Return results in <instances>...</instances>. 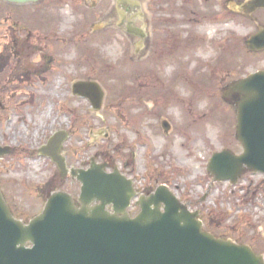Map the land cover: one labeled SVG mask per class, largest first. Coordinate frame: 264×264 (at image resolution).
<instances>
[{"label": "rangeland", "instance_id": "374dc122", "mask_svg": "<svg viewBox=\"0 0 264 264\" xmlns=\"http://www.w3.org/2000/svg\"><path fill=\"white\" fill-rule=\"evenodd\" d=\"M97 1L86 0L82 7L70 3L58 11L51 9L49 25L48 15L35 21L32 6V61L40 52L42 59L37 64L32 62L31 86L12 93L0 90L1 105L11 108L1 109L0 145L15 149L0 158V187L10 208L19 220L27 222L40 213L44 197L51 191H62L77 199L79 183L67 177L66 182L57 185L56 167L37 155V149L55 131L64 130L69 139L62 155L67 154L68 168L87 169L90 159L98 156V163L111 161L122 168V175L134 183L139 196L144 195L143 190L165 185L191 211H201L205 230L236 244H248L255 238L256 251L264 257V180L246 175L235 189L217 185L211 188L206 173L214 153L230 150L239 155L242 151L234 139V111L220 97L219 87L242 74L264 70V52L250 55L243 46L244 40L255 33V25L237 17L225 20V15L220 24L202 20L201 14L210 7L203 2L201 9L199 0H166L178 2L182 9L168 15L170 18L159 12L161 8L153 0H134L141 21L155 22L165 15L164 21H177L176 32L182 40L190 39L188 44L192 46L181 45L171 51L173 45L166 43L162 57L174 53L181 56L188 75L175 81L172 77H178L174 74L177 70L167 68L160 84L146 81L148 87L144 90L136 84L145 79L146 74L139 77V73L147 65L141 68L139 57L137 62L131 61L134 52L129 39L115 26L114 1L101 2L99 5L107 2L106 10L98 16ZM109 8L111 16L104 19ZM257 16L264 23V12ZM170 37L177 41L175 35ZM218 55L227 62L214 64L220 60H215ZM202 61L207 62L209 71L199 66ZM132 68L138 73H127ZM86 80L96 81L102 89L100 111L70 92L71 83ZM185 81L201 90H192ZM156 86L166 91L163 99L152 90ZM142 96L159 101L155 103L157 108H147L152 105L144 100L138 102ZM165 102L167 107H162ZM163 120L170 126L167 133L161 128ZM231 210H237L238 215ZM136 212L132 210V216Z\"/></svg>", "mask_w": 264, "mask_h": 264}, {"label": "water", "instance_id": "95a60500", "mask_svg": "<svg viewBox=\"0 0 264 264\" xmlns=\"http://www.w3.org/2000/svg\"><path fill=\"white\" fill-rule=\"evenodd\" d=\"M258 7L264 8V0H250L236 12L248 15ZM245 44L250 51H263L264 28ZM72 93L100 110L103 94L95 83H75ZM231 95L236 99L234 137L242 153H214L207 173L215 182L234 184L245 173L264 174V72L234 82L225 90L226 99ZM163 128L169 129L166 123ZM67 137L64 131L54 133L38 154L56 165L59 179L69 173L80 184L77 204L70 195L53 192L42 211L24 224L13 217L0 192V264H264V257L248 246L203 231L198 213L188 211L164 185L140 197V211L131 218V181L116 167L105 173L107 165L94 158L87 170H68L60 155ZM9 153L0 147V157Z\"/></svg>", "mask_w": 264, "mask_h": 264}, {"label": "flooded vegetation", "instance_id": "af4514ba", "mask_svg": "<svg viewBox=\"0 0 264 264\" xmlns=\"http://www.w3.org/2000/svg\"><path fill=\"white\" fill-rule=\"evenodd\" d=\"M103 1L104 0H100L99 2L97 1L98 2L97 7L99 9L97 12L95 11L97 13V16L99 15V13H104L106 10L107 2L106 4L99 5ZM112 1H114V7H115L114 13L116 12L115 26L120 27L123 33L126 34V36L129 39V44L130 46H132L131 48L133 49V52H134L131 55L132 57H130L132 58L131 61L137 62L138 57H139V60L142 62L141 68L142 66L147 65L146 69L144 68L139 73V77L142 76V73L146 74V77L145 79L142 78V80H144L143 82L142 80L141 82L138 80L136 84L137 88L146 90V88L148 87V84L146 83V81H149V80L156 84H160L161 82L160 80L165 76V72L168 71L167 68L172 69L170 70L172 72L177 70L174 74L177 73L178 77H174V76L172 77L174 78L175 81H178V79H180L181 76L184 77L185 73H187L186 75H188V70L186 69L184 65L185 62L181 61V58H182L181 56H176V54L174 53L170 56H167L166 58L162 57V55L166 51L164 50V46L166 43L173 45V48L171 49L169 48L171 51L174 50V47L175 49H178L179 46L181 45L186 46V48L192 47L190 44H188L191 41L190 39L184 41L180 38V34L176 32V27L179 25L177 21L174 22L171 19H169L170 21H164L165 15L163 16V18L159 17V19H156L155 22H153V20H150V19L149 21H147L146 19H143L141 21L142 19L140 17L141 12L138 11L137 8H135L139 6L137 1L136 2L134 0H112ZM199 1H202L201 9L204 8L203 2H205V5L208 4L210 7V9H207L206 7L208 5L205 6L206 10L204 13L201 14L202 20H209L213 22L214 24L216 23L220 24L219 21L225 15L224 19L226 18L227 20L228 18L230 19V17H237L244 22L253 23L256 27V31L264 28V23H262V19L257 16L260 13L264 12L263 7L256 8L253 12H251L248 15L243 14L242 12H236V9L239 8V6H243L244 4L248 3L250 0H199ZM152 2L155 3L156 6L159 7V9L161 8L159 12L163 11L168 18H170V16L168 15L170 14L173 15V13L179 10L180 12H182V9L179 8L178 2L171 1L170 3H168L166 0H153ZM70 3L77 5L79 7H82L83 6L82 4L86 3V0H38L36 2L30 1L27 3L0 0V90L4 89V91H8L12 93V92H17V90H20L21 87L31 86L32 85L33 63L37 64V62L42 59V57L40 56L41 55V52H40L39 54L35 55L36 56L35 60L32 61V27L30 26V23L32 24L31 22L32 6L35 7L34 10H35L36 15L34 19L37 17L35 21H38L37 20L38 18L42 19L43 17L48 15L47 25H49L52 19V15H50L51 13H49L48 11L51 9L58 11L62 6H65V4L70 5ZM162 6L164 7L162 8ZM175 6L178 7V9L175 8ZM169 8L171 12H169ZM110 10L111 9L109 8V14H106L103 16L104 19L109 18L111 16ZM185 12L187 13L188 11H184L183 14H185ZM217 12H224V14L223 13L218 14ZM39 22H41V20ZM44 22L45 21H43V23ZM26 23L29 24V26ZM57 24L58 22L56 21L54 25L57 26ZM53 29L55 28L52 27V30ZM171 34L176 36L177 41L174 40L173 37H170ZM186 36L190 37L192 40H195L193 36L191 35L189 36L188 33H186ZM46 38H48V36ZM247 39L244 40L243 46L245 47L248 54L256 56L264 52V51H261V52L249 51L245 45V41ZM57 43H59L58 46L63 45L62 42H57ZM170 50L167 51L168 54H170L171 52ZM140 51H142L141 54H140ZM219 56L220 55H218L215 60H219L220 59ZM47 60H48V57H47ZM226 60L227 59H222L221 61L220 59L219 61H215L214 64L223 65L224 63L227 62ZM166 61H167V64L165 65ZM181 62H182V65H180ZM56 64L57 66H59L58 62ZM205 64H207V62H204V63L200 62L199 66H203L205 67L206 70L209 71L210 69H207ZM210 65L214 66L212 64ZM173 67H176V68H173ZM47 69H45V71ZM129 71H131L133 74H134L133 71H135L136 74L138 73V70H135L133 68L130 70H127V73H129ZM259 72H264V70H258V71L256 70L246 75L242 74L239 77H235L234 79L225 81V84L223 86L220 85L219 87V90L221 92L220 97L223 98L225 103H227L229 106L232 107L233 111H234V101L236 99L232 95L229 96V98L227 97L228 100L224 99L226 88L232 85L234 82L245 79L248 76L259 73ZM209 73H211V71ZM156 75H158L159 77H157ZM73 84L74 83H71V87ZM185 84L191 89L198 88L199 90H201L198 86L189 84L188 81H185ZM62 85L67 88L65 83H62ZM71 87H70V92L72 94ZM130 87H134V84H130ZM211 89H212V86H211ZM152 90L156 92L157 98L159 97L161 99L164 98V92L166 91L163 88L156 86V87H153ZM205 92L206 91L201 92V93H205ZM75 97L84 99L89 103V100L85 98H82L76 95ZM129 97H131V93ZM142 100H144L145 102H149L152 106L147 107V108H152V109L157 108L155 103L157 104L159 102V101H154L152 98L147 97V96H142L141 98L138 99V102H141ZM1 103H0V113H2L1 109L7 108L5 111L11 109L9 107L2 106ZM31 103H32V100H31ZM166 103L168 102L161 103V106L167 107ZM137 114L139 115V113H136V115ZM234 118H235V111H234ZM235 121H236V118H235ZM163 123H167L166 120L161 121V128L164 131V133H167L170 129V126L167 123L169 129L166 132V130L163 128ZM135 131L140 132L139 130H136V128H135ZM0 146H5V145H0ZM63 146L64 144L62 145V147ZM62 147H61V151H63ZM9 151L13 153L15 149L10 147ZM63 156L67 164V154L66 156L65 154ZM97 159H98V156L96 158V162H97ZM101 162L103 164H106L107 166L118 167L115 163H112L111 161H100L99 163ZM119 172L123 174L122 168L119 169ZM64 182L66 181L62 180L57 185L60 186ZM132 184L134 185L133 182ZM133 188H134V192L136 193V195H138V192H139L138 188H135V187ZM0 190H1V187H0ZM1 192L3 194L4 200L8 203L5 193L2 190ZM149 192L150 190L149 191L143 190L144 195H148ZM134 203H135L134 200L131 201V206L129 209L130 212L132 210H138V208L136 207V205H134ZM13 215L17 217L15 212H13Z\"/></svg>", "mask_w": 264, "mask_h": 264}, {"label": "trees", "instance_id": "16d2710c", "mask_svg": "<svg viewBox=\"0 0 264 264\" xmlns=\"http://www.w3.org/2000/svg\"><path fill=\"white\" fill-rule=\"evenodd\" d=\"M255 240H257V239H255V238H251L250 239V243H248L247 245H249L256 253H258L257 251H256V246L253 244V242L255 241ZM264 246V245H263ZM257 250H259V249H257Z\"/></svg>", "mask_w": 264, "mask_h": 264}, {"label": "bare ground", "instance_id": "6f19581e", "mask_svg": "<svg viewBox=\"0 0 264 264\" xmlns=\"http://www.w3.org/2000/svg\"><path fill=\"white\" fill-rule=\"evenodd\" d=\"M62 154H63L62 151H60V155H61V156H62ZM64 193H65V192H64ZM66 194H68V193H66ZM68 195H69V194H68Z\"/></svg>", "mask_w": 264, "mask_h": 264}]
</instances>
